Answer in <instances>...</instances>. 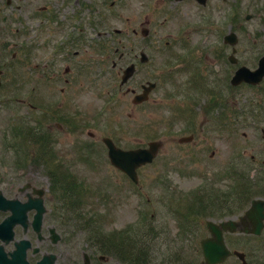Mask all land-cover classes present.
Here are the masks:
<instances>
[{
  "label": "rangeland",
  "instance_id": "rangeland-1",
  "mask_svg": "<svg viewBox=\"0 0 264 264\" xmlns=\"http://www.w3.org/2000/svg\"><path fill=\"white\" fill-rule=\"evenodd\" d=\"M124 8L98 16L94 27L92 18H82L87 42L107 40L102 53L93 49L94 43L69 45L74 49L68 54L80 49L85 56V67L91 66L87 74L74 72L77 65L70 58L64 63L47 58L53 39L64 30L56 37L46 30L33 45L30 34L27 53L19 59L13 58L12 49L4 52L0 169L5 175L30 178L44 186L46 205L78 203L86 214L101 220L104 231L135 228L136 233L143 232L134 248L141 261L174 259L173 251L181 249L182 258L201 261L199 246L179 244L209 236L205 227L189 232L191 222L182 219L185 211L195 208V199L203 196L200 193L205 195L199 208H211L204 209L206 221L216 217L219 207L224 206L223 218L229 219L244 213L253 199L264 198V81L258 87L230 85L237 68L254 71L264 56V0H229L209 8L214 13L210 24L205 16L209 9L189 3L166 9L162 0H129ZM142 25L150 32L141 31ZM233 32L238 37L234 65L228 60L232 47L223 41L224 35ZM131 49L138 56V71L130 78L123 72L134 60L128 53ZM141 51L149 58L144 65L139 63ZM112 63L117 69L111 68ZM66 69L72 75H66ZM124 78L130 80L119 90ZM147 81L156 88L148 102L135 105L131 92L124 91L149 94L153 88ZM106 101L111 106L103 110ZM55 106H59L57 112ZM55 113L68 116L69 126L58 124ZM18 123L41 139L29 149L21 145L24 157L33 159L24 166L13 152L19 148H6L28 139L21 132L13 137ZM191 136L190 142L182 139ZM105 137L122 150L147 148L158 141L163 146L153 163L139 169L135 185L110 163ZM228 168L234 169L237 179L227 176ZM52 179L59 184L64 202L54 195ZM238 181L243 186L230 194ZM195 186L204 190L195 193ZM227 245L245 253L250 264H263L264 234L261 238L230 234Z\"/></svg>",
  "mask_w": 264,
  "mask_h": 264
},
{
  "label": "flooded vegetation",
  "instance_id": "flooded-vegetation-1",
  "mask_svg": "<svg viewBox=\"0 0 264 264\" xmlns=\"http://www.w3.org/2000/svg\"><path fill=\"white\" fill-rule=\"evenodd\" d=\"M226 2L227 0H206L203 8L219 7ZM162 3L171 8L187 3L197 7L200 4L199 0H162ZM123 6L127 9L129 0H0V55L7 51V46L18 49L13 58L22 51L21 45L27 31L23 29L24 25H30L32 45L36 44V37L46 30L53 33L54 37L64 30L58 39H53L50 56L47 54V58L54 62L62 60L63 63L71 59L77 65L74 72L87 74L88 69L84 65L86 58L81 50L68 54V51L74 49L69 47L70 44L78 43L81 46L85 43L83 33L86 28L82 18H92L91 23L94 24L90 25L94 27L98 25V16L105 17L113 13V9ZM8 40L13 41V44L8 45ZM87 43L96 44L97 47H92L100 52L97 42L91 40ZM136 58L137 56L134 57ZM113 68L116 69V64ZM65 74L72 75V71L66 69ZM53 75L56 79L59 77L56 73ZM2 76L0 69V87ZM48 82L54 83L49 78ZM60 94L65 93L61 91ZM132 94L135 92L132 91ZM58 107L55 106L54 112H57ZM54 116L58 124L69 126L68 116L59 113ZM39 189L43 191L39 192ZM41 205L44 209L39 208ZM209 209L211 208H207ZM223 209L224 207H219L216 217L211 220L219 224L224 219ZM207 210H199V214L192 215L194 223H197L194 230L203 227L207 229L208 220H204L203 216ZM81 214L71 204L46 206L45 188L38 186L30 178L6 176L0 170V264H204L203 260L190 261L184 258L137 263L131 236L126 237L123 232L86 233L85 219L76 217ZM241 215L234 217L239 222L236 228H251L250 222L246 224L245 221H239ZM227 235L230 234H225V242ZM201 241L198 240L199 243ZM220 264L248 262L246 258V263H242L238 256L232 254Z\"/></svg>",
  "mask_w": 264,
  "mask_h": 264
},
{
  "label": "water",
  "instance_id": "water-1",
  "mask_svg": "<svg viewBox=\"0 0 264 264\" xmlns=\"http://www.w3.org/2000/svg\"><path fill=\"white\" fill-rule=\"evenodd\" d=\"M226 40L229 41L232 45H234L237 40L236 37L230 35L226 37ZM133 73V68L127 70V75H131ZM235 77L232 80V84H240L242 82H248L251 84H258L263 77H264V57L260 60L259 68L255 72H251L248 68H240L235 73ZM107 147L109 148V158L113 165L117 168L122 170L124 173H127L128 176L134 181L135 183L138 182L137 180V168L151 163L156 157L159 148L161 147V143H150L149 148L143 149H136V151H122L114 146L110 140H106ZM264 202L262 201H253L252 208L247 213V217L254 221L255 229L253 230L254 233L260 234L261 229L263 227V219H264ZM232 222L225 225L226 227H230ZM210 230L213 234L217 236V242H206L203 244L204 246V254L207 260V264L209 263H217L221 260L225 259L229 254L228 250L226 249L225 245H223L222 234L220 231L217 230L213 224H209Z\"/></svg>",
  "mask_w": 264,
  "mask_h": 264
}]
</instances>
